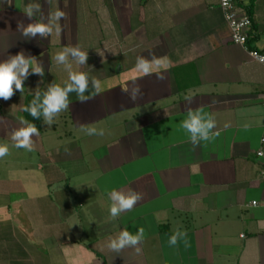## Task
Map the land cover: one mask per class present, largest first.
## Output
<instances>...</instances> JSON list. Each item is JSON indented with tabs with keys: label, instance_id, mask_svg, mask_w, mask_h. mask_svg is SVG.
<instances>
[{
	"label": "crops",
	"instance_id": "obj_1",
	"mask_svg": "<svg viewBox=\"0 0 264 264\" xmlns=\"http://www.w3.org/2000/svg\"><path fill=\"white\" fill-rule=\"evenodd\" d=\"M26 5H38L31 18ZM236 5L252 21L245 47L231 43L218 0H0V63L35 58L19 77L23 93L13 84L0 98V145L9 147L0 158V264H264V208L250 206L264 199L256 156L264 67L248 52H264V0ZM57 7L66 13L59 35ZM38 22L52 34L23 35ZM65 47L86 51V64L70 53L57 63ZM153 56L160 64L151 74L136 69L137 57ZM70 70L88 74L89 91L99 80V91L85 103L68 93V110L51 126L43 115L34 150L14 147L12 133L27 127L26 97L63 88ZM189 110L210 114L219 135L194 147L181 127ZM130 188L142 199L110 220L109 193ZM140 227L139 252L107 248L121 230ZM177 229L186 235L171 246Z\"/></svg>",
	"mask_w": 264,
	"mask_h": 264
},
{
	"label": "clouds",
	"instance_id": "obj_2",
	"mask_svg": "<svg viewBox=\"0 0 264 264\" xmlns=\"http://www.w3.org/2000/svg\"><path fill=\"white\" fill-rule=\"evenodd\" d=\"M33 7L38 8V5H26L24 7V13L29 18L33 15ZM51 16L56 22V34L59 35L62 31L59 21L66 17V13L57 7V9L52 12ZM17 26H21L19 22ZM52 32L53 29L50 25L39 22L29 23L26 27H23V35L25 36H36L37 34L40 36H50ZM69 53L74 57L77 65L86 64L88 53L81 50L79 47L63 48V50L56 53L54 60L59 64H66ZM34 61L35 58L26 60L23 54H17V56L11 58L10 61L0 63V98L7 100L13 95V84H15L17 90L23 93L24 87L19 77H23L27 73L28 67L34 65ZM159 64L160 59L155 56H153L152 60L145 59L144 57H137L136 69L144 75H149L152 73L153 66H159ZM67 66L71 68L70 65ZM33 71L42 75V69L39 66H33ZM68 78L71 83L66 84L63 88L58 85L51 86L43 99L41 107L43 109L45 123L49 126L55 122L54 117L68 110V105L70 103L68 93L75 92L76 99L80 103H85L93 98L100 89V81L92 78V91H89V77L87 73L70 70ZM157 78L164 79V76L161 73H157ZM122 90L128 91L127 87ZM86 92L89 94L85 95ZM140 94V88L137 85L130 96L135 100ZM185 99L191 100L192 95L185 96ZM23 110L29 112L33 117H37L38 115L36 107L24 108ZM181 127L190 134V140L194 147L198 146L200 141H210L219 135V132L212 131L216 127V121L210 114L207 115V118H204L199 114L193 115L192 110H189L188 118L182 122ZM81 131L89 136H103L105 134L104 129H97L94 126H81ZM34 135L38 136L39 130L34 124L29 123L27 127L20 128L12 133L11 140L15 142L13 146L27 151H33L34 141L32 140V136ZM65 151L67 152L68 149L66 148ZM8 154V145H0V158H4ZM141 199L142 194L131 188L127 193L117 190L111 191L109 193V200L111 201L109 219L115 220L122 212L130 211ZM144 231V228L140 227L137 229L136 234L133 235L127 229H123L119 232L118 236L110 238L107 243V248L117 253L125 248H134L139 252V245L142 244L144 239ZM185 235L186 233L177 229L169 238V244L175 246L177 239Z\"/></svg>",
	"mask_w": 264,
	"mask_h": 264
},
{
	"label": "built area",
	"instance_id": "obj_3",
	"mask_svg": "<svg viewBox=\"0 0 264 264\" xmlns=\"http://www.w3.org/2000/svg\"><path fill=\"white\" fill-rule=\"evenodd\" d=\"M66 1V0H59ZM218 7L222 14L224 21L230 28V41L234 45L243 46L249 40V33L251 31L252 21L250 17L243 11L237 8L236 0H218ZM251 59L264 67V52L256 49L248 50ZM264 98V95H263ZM262 147L256 153L257 158L264 161V127L261 137ZM264 177V172L262 173ZM251 207L264 208V199L254 200L250 203Z\"/></svg>",
	"mask_w": 264,
	"mask_h": 264
},
{
	"label": "trees",
	"instance_id": "obj_4",
	"mask_svg": "<svg viewBox=\"0 0 264 264\" xmlns=\"http://www.w3.org/2000/svg\"><path fill=\"white\" fill-rule=\"evenodd\" d=\"M253 2L250 3V5L247 7L246 12L249 16H251V8H252ZM43 103V100L40 96H27L24 102V108H30V107H36L37 109V117H33L29 114V112L23 110V115L26 121V124H34L36 128L39 130V133L42 130V119H43V109L41 107ZM23 108V109H24Z\"/></svg>",
	"mask_w": 264,
	"mask_h": 264
}]
</instances>
